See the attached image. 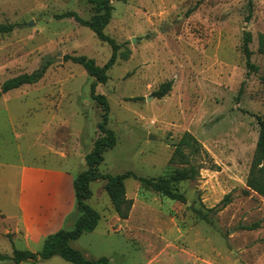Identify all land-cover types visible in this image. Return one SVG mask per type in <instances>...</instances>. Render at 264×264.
Returning <instances> with one entry per match:
<instances>
[{
	"label": "rangeland",
	"instance_id": "374dc122",
	"mask_svg": "<svg viewBox=\"0 0 264 264\" xmlns=\"http://www.w3.org/2000/svg\"><path fill=\"white\" fill-rule=\"evenodd\" d=\"M109 3L111 20L103 33L114 43L116 62L100 85L66 58L85 57L103 67L110 45L72 18H59L75 13L90 20L88 0H0V26H15L0 35V87L45 67L37 84L0 97V255L42 248L27 244L17 227L21 167L60 168L73 179L86 171L84 158L102 136L101 108L90 97L94 85L109 105L107 128L116 139L103 154L99 175L167 178L184 133L206 155L195 160L202 168L195 181L172 188L184 204L126 179V198L133 205L125 221L115 215L105 183L90 184L87 205L100 219L70 247L109 264H264V199L246 187L258 139L255 117L264 116V56L257 53L264 0H251L248 23V0ZM244 32L251 34L255 71L242 53ZM169 82L170 92L157 98ZM227 195L231 203L208 213L209 223L198 217V211L219 208ZM73 228L70 218L63 231ZM36 264L68 263L54 257Z\"/></svg>",
	"mask_w": 264,
	"mask_h": 264
},
{
	"label": "trees",
	"instance_id": "16d2710c",
	"mask_svg": "<svg viewBox=\"0 0 264 264\" xmlns=\"http://www.w3.org/2000/svg\"><path fill=\"white\" fill-rule=\"evenodd\" d=\"M92 6L93 16L90 20H81L75 13H65L59 16L60 19L72 18L77 24L87 28L94 36L102 43H107L112 49V54L108 62L103 67H98L95 62L85 57L66 58L71 63L80 66L89 77L94 79L95 84L104 85L108 78L107 72L114 66L116 62L114 43L104 35V30L111 20L112 7L109 0H88ZM251 0H248V16L245 22L250 21L252 9ZM15 26H0V35L9 34L14 30ZM251 34L244 32L242 39V53L246 60V66L249 70L255 71L256 68L250 63L251 52L249 45L251 44ZM257 53L264 56V35L257 36ZM43 70H38L30 75H21L16 78L5 81L0 87V97L8 94L11 91L20 89L24 86L37 84L43 76ZM172 83L169 82L160 87L155 93L157 98H162L171 90ZM91 99L101 108V122L97 125L98 132L102 135L93 143L92 151L84 158L86 171L78 174L73 179L74 192V212L68 217L74 218V228L71 232L59 231L53 235L46 237L43 241L41 251L31 253L29 251L13 250L11 256L0 255V263L36 264L39 261H48L54 257H59L68 264H109L106 258L98 260H88L81 253L70 247V242L78 240L85 233H92L99 222V215L91 209L87 202L91 199L92 193L90 184L96 181H103L104 191L109 199L111 207L120 221L128 219L133 202L126 198V190L124 182L128 178H132L141 186L150 189L162 197L178 203H185L183 195L177 193L172 188L181 183L195 181L199 176V171L202 169L201 164H195L197 157L206 155L198 141L189 133H184L178 143L174 146L172 156L168 163L167 178H137L132 174L121 176H101L98 173V168L103 162V154L111 150L116 145L114 133L107 128L109 121V105L105 97L95 94L94 85L91 86ZM258 125V139L256 149L251 162L249 174L246 180L248 190L256 193L264 199V116L255 117ZM210 169H217L215 166H210ZM231 203L230 196L227 195L220 202V207L207 210L204 214L197 212L198 217L209 223L208 213L217 214L220 210ZM257 227L254 225L247 228L253 230Z\"/></svg>",
	"mask_w": 264,
	"mask_h": 264
},
{
	"label": "crops",
	"instance_id": "0c3cea01",
	"mask_svg": "<svg viewBox=\"0 0 264 264\" xmlns=\"http://www.w3.org/2000/svg\"><path fill=\"white\" fill-rule=\"evenodd\" d=\"M73 176L60 168L28 165L19 169L17 227L29 245L64 230L74 209Z\"/></svg>",
	"mask_w": 264,
	"mask_h": 264
},
{
	"label": "water",
	"instance_id": "95a60500",
	"mask_svg": "<svg viewBox=\"0 0 264 264\" xmlns=\"http://www.w3.org/2000/svg\"><path fill=\"white\" fill-rule=\"evenodd\" d=\"M132 43H134V42L132 41ZM45 61H46V62H49V61H50V58H49V57H46V58H45ZM57 61H60V60H57ZM148 140H153V137H152V136H149V137H148Z\"/></svg>",
	"mask_w": 264,
	"mask_h": 264
}]
</instances>
